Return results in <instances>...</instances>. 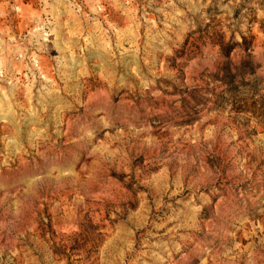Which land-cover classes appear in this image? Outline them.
Wrapping results in <instances>:
<instances>
[{"label":"rangeland","instance_id":"1","mask_svg":"<svg viewBox=\"0 0 264 264\" xmlns=\"http://www.w3.org/2000/svg\"><path fill=\"white\" fill-rule=\"evenodd\" d=\"M0 66V264H264V0H0Z\"/></svg>","mask_w":264,"mask_h":264},{"label":"built area","instance_id":"2","mask_svg":"<svg viewBox=\"0 0 264 264\" xmlns=\"http://www.w3.org/2000/svg\"><path fill=\"white\" fill-rule=\"evenodd\" d=\"M18 57L21 58L22 56L19 54ZM29 63H30V68L32 71L40 73V70H41L40 69V63H39V60L37 59V57H35V56L31 57L29 60ZM4 75L5 74H4L3 68L0 66V77H4Z\"/></svg>","mask_w":264,"mask_h":264}]
</instances>
